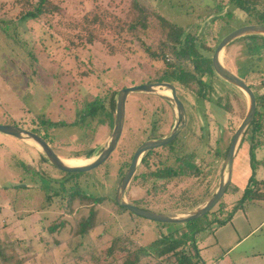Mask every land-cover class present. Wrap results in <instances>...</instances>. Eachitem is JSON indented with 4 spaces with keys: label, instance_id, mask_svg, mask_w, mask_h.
Wrapping results in <instances>:
<instances>
[{
    "label": "rangeland",
    "instance_id": "1",
    "mask_svg": "<svg viewBox=\"0 0 264 264\" xmlns=\"http://www.w3.org/2000/svg\"><path fill=\"white\" fill-rule=\"evenodd\" d=\"M241 1H247L249 12L240 10L237 0H49V11L31 20L25 16L36 0H0V124L39 129L47 133L49 146L60 158L87 160L110 139L120 90L171 83L190 124L173 145L141 156L125 201L178 217L201 208L218 187L228 146L248 110L246 95L217 76L211 66L226 35L258 24L264 16V0ZM173 30L182 35L178 43L167 40ZM187 46H193L196 55L177 57ZM197 56L209 60L211 73H204V66L194 70ZM221 62L257 92L263 129L259 140L264 146V36L235 39L223 49ZM157 91L127 97L117 149L87 173L54 170L33 142L0 133V247L7 258L21 264H178L182 254L193 258L188 243L174 255H149L134 262L137 249L162 235L180 238L188 228L151 222L114 205L136 147L172 131L176 112L163 98L164 90ZM90 102L100 107L96 115L83 117ZM149 118L155 124L152 132ZM42 119L54 123L47 129L38 125ZM248 144L250 127L238 145L236 164L244 155L250 161ZM254 157L264 164V151L255 150ZM184 161L197 169L196 177L157 180L150 175ZM242 179L233 185L234 191L232 187L225 193L213 214L189 223L203 227L197 246L206 264L239 240L229 260L264 264V201L245 203L224 225L212 221L215 216L224 218L240 200L242 192L236 194L235 189L241 191L248 184ZM18 184L25 188H13ZM75 188L81 193L71 197ZM99 199V204L94 203ZM91 209L93 229L79 237L77 225Z\"/></svg>",
    "mask_w": 264,
    "mask_h": 264
},
{
    "label": "water",
    "instance_id": "2",
    "mask_svg": "<svg viewBox=\"0 0 264 264\" xmlns=\"http://www.w3.org/2000/svg\"><path fill=\"white\" fill-rule=\"evenodd\" d=\"M248 35L264 36V25L251 24V25L242 26L232 31L221 40V42L216 47L214 54L211 58L212 69L217 74V76H219L225 82L234 86L236 89L240 90L244 95H246V97L248 98V110L244 119L242 120L238 128L235 130L232 139L230 141V144L228 146L226 156L222 164L221 176L216 191L212 194L210 199L201 208H198L197 210H194L183 217L167 215V214H159L149 210L141 209L125 201L126 190L134 174L136 173L137 165L139 163L141 156L144 153L164 147L170 144L171 142H173L178 136L179 132L185 126V111L176 95L175 88L170 84H165V83L142 84L131 87H125L122 90H120L116 97L115 119H114L112 133L110 135V139L106 144V146L102 149V151L96 157H94L90 163L84 166L72 167L65 165L63 162V158L57 156V154L52 150V148L44 139H42L37 134H34L18 126L0 124V133L6 136L17 138L19 140H26L33 142L40 149V151L46 156V158L51 163V165L56 170L62 173L65 174L87 173L103 165L117 149L124 128L127 97L131 93L158 94L157 90L159 88L168 89L170 90V95L165 96L163 94L164 95L163 98L171 102V104L174 107V110L176 112L175 128L170 132L168 136L163 137L159 140H152L145 142L137 148V150L133 154L132 160L130 162V166L119 184V188L115 195V202L117 206L121 208H125L135 216L151 222L160 223V224H170V225L187 224L189 222L202 218L203 216H206L209 212H211L214 209V207L219 203V201L225 195L231 183L232 172H233V161L235 154L238 150V145L241 142L244 133L250 127V125L255 119L257 102L252 89L237 75H235L229 69L224 67L220 57L223 49L227 45H229L232 41H234L237 38ZM23 186L25 185L23 184L19 185V187H23Z\"/></svg>",
    "mask_w": 264,
    "mask_h": 264
},
{
    "label": "trees",
    "instance_id": "3",
    "mask_svg": "<svg viewBox=\"0 0 264 264\" xmlns=\"http://www.w3.org/2000/svg\"><path fill=\"white\" fill-rule=\"evenodd\" d=\"M36 6L32 11H28L27 15L25 16L27 19H31V20H35L38 19L40 16H42L45 12L47 13V11H49V9L47 10V6L50 5L49 0H36ZM238 1V8L242 11H246L249 12L248 7H246V3L242 2L241 0H237ZM53 9H56L54 7H51ZM258 24H264V16H260L258 18ZM176 31V30H173ZM179 30L174 32L173 34H168L167 35V40L168 41H173V43H178L179 40V36L180 34ZM196 54H194V49L193 46L190 47H186L184 49L181 50V52L176 55L179 58H190L192 56H195ZM153 58H156L157 55L155 54H151L150 55ZM197 70L204 66V73H211V69L209 68V60H198V56H197ZM212 66V65H211ZM94 106L92 107H85L83 112L81 113V115L85 116V115H96L95 113L97 112V110L100 107V104L98 103H93ZM250 129H251V147H250V153H249V157H250V162L252 165V175L249 179V183L247 184V186L245 187V189L242 192L241 198L240 200H238L236 202V204H234L232 207V211L231 212H226L227 215L220 219V218H216L212 220L213 222L217 223L218 225H224L227 222L230 221V214H232L233 212H235L238 208H242L243 205L245 203L247 204H259L260 202L264 201V182L258 181L256 180L254 177V168H256V160L254 157V150L257 148H261L263 146L262 142H260L259 138L261 137V135H263V129H262V124H261V116L259 117L258 112L256 111V115H255V119L252 122V124L250 125ZM150 153V152H148ZM90 152L87 153L88 156H90ZM184 163L182 165L176 166V167H172L169 166L167 168L161 169L156 171L155 173L150 174L152 178L157 179V180H168V179H173V178H180V179H184L188 176V174L192 175V176H197V169L193 168L191 165H189L188 163L185 164ZM255 166V167H254ZM189 168H193L194 170L189 173L187 171V169ZM123 175V174H122ZM60 189L61 192L63 193L65 191L64 186L62 183H60ZM45 191H50V188H46L44 189ZM72 193H71V197H77L80 195L81 191L79 188H75L72 189ZM54 196L58 195V192H54L53 193ZM101 201V199L99 200H95L94 203L99 204V202ZM114 205L121 210H125V208H121L119 206H117L116 202L114 201ZM236 205V206H235ZM142 209V208H141ZM227 207L224 209L226 210ZM128 211V210H126ZM129 212V211H128ZM214 211H212L210 213L213 214ZM224 213V212H223ZM132 216H135L134 214L130 213ZM137 217V216H136ZM94 219H95V212L93 211V209L90 210L89 215L87 218L81 220L78 225H77V234L79 237H84L85 235L88 234V232L93 229L94 226ZM190 223V222H189ZM189 223L185 224V226L188 228V232L186 234H182L180 236V238H174V235L169 234L167 236H160L159 238L155 239L151 244H149L148 246H145L143 248H139L135 251L134 253V262H137L138 259L140 257H145V256H149V255H154L155 257H163L169 254H176L179 252V248L182 246H185L186 244H191V249L194 250V255L193 258L197 257V260L195 262L192 261V257H187L184 254H182V257H178L177 261L178 264H201L202 260L199 256L198 253V249H197V239L199 237V235L201 234V232L203 231L200 225H190ZM56 229V226L52 227L50 230L52 232H54V230ZM180 252H182V250H180ZM0 261L3 264H21V260L18 261H14L12 260V258H7V256L5 255L3 249L0 247Z\"/></svg>",
    "mask_w": 264,
    "mask_h": 264
},
{
    "label": "crops",
    "instance_id": "4",
    "mask_svg": "<svg viewBox=\"0 0 264 264\" xmlns=\"http://www.w3.org/2000/svg\"><path fill=\"white\" fill-rule=\"evenodd\" d=\"M232 72V71H231ZM250 147H251V144H248V148L250 149ZM258 150H261V151H264V146H262L261 148H257ZM257 149H255V150H257ZM255 150H254V152H255ZM238 151L239 150H237V152H236V154H235V157H234V161H233V172H232V178H231V183H230V185H229V187H228V189H227V191L229 190V189H231L232 187H233V191H234V187L236 186V183H237V181L238 180H240L241 179V177L243 176V179L242 180H244V181H247V183H249V179H250V177H251V175H252V165H251V162L249 161V159L247 160V158H248V155L246 156V155H244L243 156V161L241 160L240 162H238V164H236V159H237V157H238ZM255 160H256V168H254V178L256 179V180H258V181H261V182H264V164H263V162L262 161H260V160H257L256 158H255ZM237 166H238V168H237ZM255 167V166H254ZM238 169V170H237ZM235 177H236V180H235ZM233 185H235V186H233ZM247 186V185H246ZM245 188H243V187H241V191H239V189H237L238 191H236V189H235V193L236 194H239L240 192H243V190H244ZM226 191V192H227ZM238 192V193H237ZM242 194V193H241ZM234 202V201H233ZM236 202V201H235ZM234 202V203H235ZM230 204H231V202H229ZM230 204H228V205H230ZM227 209H229L228 207H227ZM226 209V210H227ZM256 229H257V227H255L254 229H252L251 231H249V233L245 236V237H243L242 239H244V238H246L247 236H249L250 234H252L254 231H256ZM241 239V240H242ZM239 242H240V240L239 241H237L236 243H234L233 245H231V246H229V248H228V251L225 253V254H223L220 258H216V259H214L211 263H209V264H235V260H229L228 259V255H229V252H231V251H233L235 248H236V246L239 244ZM197 249H198V253H199V256H200V258H201V264H206L205 262H204V260H203V258L201 257V252H200V248H199V245L197 246ZM256 255H259V254H256ZM237 262V261H236Z\"/></svg>",
    "mask_w": 264,
    "mask_h": 264
},
{
    "label": "flooded vegetation",
    "instance_id": "5",
    "mask_svg": "<svg viewBox=\"0 0 264 264\" xmlns=\"http://www.w3.org/2000/svg\"><path fill=\"white\" fill-rule=\"evenodd\" d=\"M223 12V11H222ZM222 15V14H221ZM220 14H219V16H221ZM236 30V29H235ZM181 36L182 35H180L179 37L181 38ZM179 38V39H180ZM186 44H188V41H189V39H187L186 38ZM188 47H190V46H188ZM196 59V58H195ZM195 68L197 69V64H196V66L194 67V70H195ZM160 83H165V84H170V85H172L174 88H175V90H176V87L173 85V84H171V83H167V82H160ZM250 88L252 89V91H253V93H254V96H255V98H256V102H257V96H258V94H257V92L256 91H254V89L251 87V85H250ZM163 90H164V95L165 96H169L170 95V90H168V89H165V88H162ZM257 96H256V95ZM176 95H177V92H176ZM179 99V98H178ZM166 100V99H165ZM167 102H169L168 100H166ZM180 101V100H179ZM170 104H171V102H169ZM180 103L182 104V102L180 101ZM182 106H183V104H182ZM86 107H92V104H91V102H90V104H87L86 105ZM257 108L258 107H256V111H257ZM183 109H184V111H185V108H184V106H183ZM83 116V115H82ZM84 117V116H83ZM52 123H54L53 121H51V120H47V119H42L41 121H40V123H38V125H42L43 127H46L47 129H48V127H51L52 126ZM189 124H190V122H189V118H186V111H185V126H184V128L185 127H188L189 126ZM154 122L152 121V118H151V120H150V118H149V122H148V129H149V132H152L153 131V129H154ZM175 125H176V118H175V120H174V124H173V126H172V130L175 128ZM183 128V129H184ZM182 129V130H183ZM26 130V129H25ZM182 130L179 132V134H178V136L176 137V139L173 141V142H171L170 144H168V145H166V146H171V145H173L174 143H175V141L176 140H178V138H179V136H180V134H181V132H182ZM28 131H30V132H32V133H34V134H37L38 136H40L42 139H44L46 142H47V140H48V137H47V133H44L43 131H40L39 129L37 130V129H35V128H32V129H30V130H28ZM166 136V135H165ZM165 136H160V137H157V138H148V139H146V140H143L137 147H136V150H137V148L140 146V145H142L143 143H145V142H148V141H152V140H159V139H161V138H163V137H165ZM48 143V142H47ZM49 144V143H48ZM166 146H164V147H166ZM161 148H163V147H161ZM53 150V149H52ZM153 151V150H152ZM42 155V157H43V159H45L46 160V162L54 169V170H56L52 165H51V163L48 161V159L46 158V156L42 153L41 154ZM132 157H133V155H132ZM132 157H131V159H130V162H131V160H132ZM67 158V157H66ZM69 158V157H68ZM88 159V158H87ZM130 162H129V164H128V166L126 167V170L124 171V173H123V175H122V178H123V176L125 175V173L127 172V170H128V168H129V166H130ZM122 178H121V180H122ZM121 180H120V182H121ZM19 185H21V184H18V185H12L13 186V188L14 187H19ZM64 185V184H63ZM21 188H25V186H23V187H21Z\"/></svg>",
    "mask_w": 264,
    "mask_h": 264
},
{
    "label": "bare ground",
    "instance_id": "6",
    "mask_svg": "<svg viewBox=\"0 0 264 264\" xmlns=\"http://www.w3.org/2000/svg\"><path fill=\"white\" fill-rule=\"evenodd\" d=\"M221 57V55H220ZM93 158H88L87 160H82L81 158H76L74 161V158H63V162L67 166L77 167V166H84L92 161ZM73 162V163H72Z\"/></svg>",
    "mask_w": 264,
    "mask_h": 264
}]
</instances>
